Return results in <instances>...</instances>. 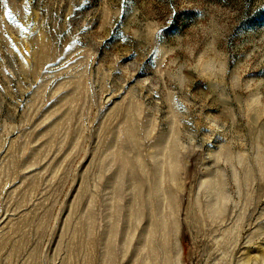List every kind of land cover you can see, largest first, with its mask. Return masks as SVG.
Masks as SVG:
<instances>
[{
	"label": "rangeland",
	"instance_id": "rangeland-1",
	"mask_svg": "<svg viewBox=\"0 0 264 264\" xmlns=\"http://www.w3.org/2000/svg\"><path fill=\"white\" fill-rule=\"evenodd\" d=\"M0 264H264V0H0Z\"/></svg>",
	"mask_w": 264,
	"mask_h": 264
},
{
	"label": "snow or ice",
	"instance_id": "snow-or-ice-1",
	"mask_svg": "<svg viewBox=\"0 0 264 264\" xmlns=\"http://www.w3.org/2000/svg\"><path fill=\"white\" fill-rule=\"evenodd\" d=\"M6 15L10 16L11 14L10 13H6ZM158 38H159V34H158Z\"/></svg>",
	"mask_w": 264,
	"mask_h": 264
}]
</instances>
